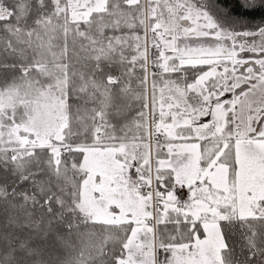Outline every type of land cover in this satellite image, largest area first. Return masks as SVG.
<instances>
[{"label":"snow or ice","instance_id":"snow-or-ice-1","mask_svg":"<svg viewBox=\"0 0 264 264\" xmlns=\"http://www.w3.org/2000/svg\"><path fill=\"white\" fill-rule=\"evenodd\" d=\"M0 264H264V0H0Z\"/></svg>","mask_w":264,"mask_h":264},{"label":"trees","instance_id":"trees-1","mask_svg":"<svg viewBox=\"0 0 264 264\" xmlns=\"http://www.w3.org/2000/svg\"><path fill=\"white\" fill-rule=\"evenodd\" d=\"M218 2L222 6L231 7L233 5V3H234V0H218Z\"/></svg>","mask_w":264,"mask_h":264}]
</instances>
